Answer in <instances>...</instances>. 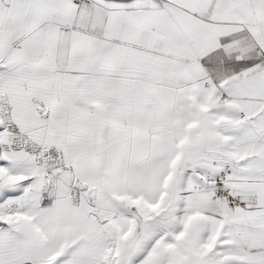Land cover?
Returning <instances> with one entry per match:
<instances>
[{"label": "snow or ice", "instance_id": "1", "mask_svg": "<svg viewBox=\"0 0 264 264\" xmlns=\"http://www.w3.org/2000/svg\"><path fill=\"white\" fill-rule=\"evenodd\" d=\"M0 264H264V0H0Z\"/></svg>", "mask_w": 264, "mask_h": 264}]
</instances>
